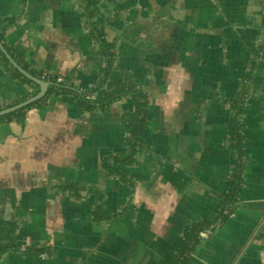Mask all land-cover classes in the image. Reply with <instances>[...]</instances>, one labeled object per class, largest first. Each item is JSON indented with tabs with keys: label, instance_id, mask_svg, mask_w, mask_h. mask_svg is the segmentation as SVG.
I'll use <instances>...</instances> for the list:
<instances>
[{
	"label": "crops",
	"instance_id": "1",
	"mask_svg": "<svg viewBox=\"0 0 264 264\" xmlns=\"http://www.w3.org/2000/svg\"><path fill=\"white\" fill-rule=\"evenodd\" d=\"M87 2L0 0V20L24 14L4 42L34 72L71 75L79 91L100 79L93 32L103 31L116 45L104 91L128 81L146 93L149 150L121 167L134 188L103 168L128 151L131 97L87 111L72 94L52 95L23 126L0 122V245L13 247L0 264H164L230 190L239 162L230 102L247 75L238 204L187 264H264V0H100L91 19ZM33 91L0 57V111ZM40 247L45 259L28 253Z\"/></svg>",
	"mask_w": 264,
	"mask_h": 264
},
{
	"label": "trees",
	"instance_id": "2",
	"mask_svg": "<svg viewBox=\"0 0 264 264\" xmlns=\"http://www.w3.org/2000/svg\"><path fill=\"white\" fill-rule=\"evenodd\" d=\"M24 3L26 0H23ZM100 0H88L86 5V12L88 13L90 19L96 15V8L99 5ZM24 14L22 13L17 18H5L0 20V42L7 51V53L12 57L17 64L23 68L26 72L35 78L42 81L48 82L50 85L43 98L28 105L25 108L18 110L17 112L11 113L6 116L0 117V122H16L20 126H23L26 122L27 112L39 105L44 104L48 97L52 95H63L72 94L76 97L77 101L83 108L87 111L100 109L106 110L113 103L123 100L127 97H131L136 105L135 112L129 114L128 118V151L122 155H109L103 160V168L110 177H118L123 183L134 188V182L129 177L128 173L121 167L124 165H129L135 162L136 157L143 152L148 151L149 147L144 143V132L149 128L148 119V97L146 93L141 90L136 89L130 82L121 81L117 83L111 91H104L105 84L112 73V69L115 61V43H108L104 37V33L101 30L95 29L93 32V38L95 40L96 46L102 58L105 61V66L101 71L100 79L98 83L92 88L73 90V77L59 76L55 74H44L32 71L26 61V57L21 50H15L9 47L5 42V33L7 30L15 26L19 19H22ZM0 57L3 59L5 69L9 71L13 78L19 79L23 83L30 84L34 87V91L30 96H34L39 93L40 87L38 84L32 82L30 79L26 78L17 69H15L6 56L0 51ZM62 78V81H59ZM245 84L242 85L240 92L231 100L230 104L233 110V125L232 131L229 137L230 145L233 149L237 151L238 154V165L236 170L230 180V190L228 194L224 197L221 208L219 209L216 218L208 223H196L188 226L178 240L173 252L170 254L169 258L164 262V264H187L191 258L193 251L195 250L198 242L200 241L198 234L202 230L213 228L218 225L225 224L230 215L235 211L238 204V198L240 190L243 186V163H244V137H243V124L240 121V117L244 115L245 112V99L249 93L250 77L247 75L245 77ZM97 93L94 100H86L83 98L84 94ZM67 188H74L77 192L76 186L67 184ZM98 208L95 210V218L98 219H108L109 216H103L97 213ZM13 247L10 245H0V258L5 252ZM16 249V248H15ZM33 252L39 258L41 255L50 254L49 249L46 247L33 248V250H28Z\"/></svg>",
	"mask_w": 264,
	"mask_h": 264
},
{
	"label": "water",
	"instance_id": "3",
	"mask_svg": "<svg viewBox=\"0 0 264 264\" xmlns=\"http://www.w3.org/2000/svg\"><path fill=\"white\" fill-rule=\"evenodd\" d=\"M0 51L6 56V58L8 59V61L10 62V64L17 69L21 74H23L26 78L30 79L32 82L36 83L39 85L40 87V91L38 94L28 98L27 100L18 103L17 105H14L12 107H9L7 109H4L2 111H0V117L2 116H6L9 115L11 113L17 112L18 110L27 107L28 105L40 100L41 98H43L48 90L49 87V83L42 81L38 78L33 77L32 75H30L28 72H26L25 70H23V68H21L17 62H15L12 57L7 53V51L5 50V48L3 47L2 43L0 42Z\"/></svg>",
	"mask_w": 264,
	"mask_h": 264
},
{
	"label": "built area",
	"instance_id": "4",
	"mask_svg": "<svg viewBox=\"0 0 264 264\" xmlns=\"http://www.w3.org/2000/svg\"><path fill=\"white\" fill-rule=\"evenodd\" d=\"M59 81H62V78H59ZM97 96V93H93V94H84L83 98L86 100H94ZM212 234V230L211 228L206 229V230H202L199 232L198 237L200 240H205L208 239ZM22 250L25 251V247H22ZM46 255H41L42 259H45Z\"/></svg>",
	"mask_w": 264,
	"mask_h": 264
}]
</instances>
